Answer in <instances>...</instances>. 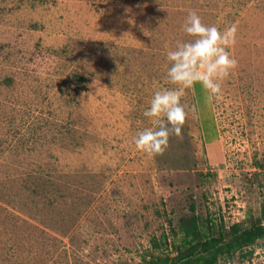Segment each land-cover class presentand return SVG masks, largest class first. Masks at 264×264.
Wrapping results in <instances>:
<instances>
[{
    "label": "rangeland",
    "instance_id": "1",
    "mask_svg": "<svg viewBox=\"0 0 264 264\" xmlns=\"http://www.w3.org/2000/svg\"><path fill=\"white\" fill-rule=\"evenodd\" d=\"M190 10L237 25L238 65L219 100L186 90L196 113L149 157L133 141ZM258 218L264 0H0V264H173ZM215 264H264V236Z\"/></svg>",
    "mask_w": 264,
    "mask_h": 264
},
{
    "label": "clouds",
    "instance_id": "2",
    "mask_svg": "<svg viewBox=\"0 0 264 264\" xmlns=\"http://www.w3.org/2000/svg\"><path fill=\"white\" fill-rule=\"evenodd\" d=\"M182 29L193 39L178 41L167 52L166 80L172 87L154 92L149 107L142 113L152 126L138 132L133 141L136 149L149 157L162 155L171 137L181 138L189 114L196 113L195 105L182 103L186 90L199 83L209 102L219 100L224 81L238 65L229 51L236 43L237 25L220 30L206 25L196 10H190Z\"/></svg>",
    "mask_w": 264,
    "mask_h": 264
},
{
    "label": "trees",
    "instance_id": "3",
    "mask_svg": "<svg viewBox=\"0 0 264 264\" xmlns=\"http://www.w3.org/2000/svg\"><path fill=\"white\" fill-rule=\"evenodd\" d=\"M195 211V207L192 206ZM193 228L198 232L197 221L195 217L191 218ZM197 235V234H196ZM223 233L215 237L214 244L212 246L204 248L201 253L197 252L196 249H191L186 253L179 254L177 261L173 264H181L186 261V264H215L219 255L224 253L233 254L240 251L244 246L255 242L259 237L264 236V226L262 225V218H258L253 227L244 230L236 227L229 242H226L223 237ZM188 244H192V241H187ZM155 247H159L157 242L154 243ZM155 264H160L158 260L154 261ZM168 264V263H164ZM184 264V263H183Z\"/></svg>",
    "mask_w": 264,
    "mask_h": 264
}]
</instances>
